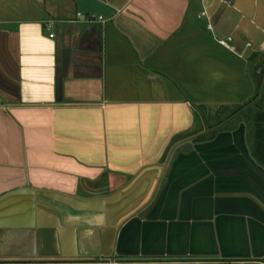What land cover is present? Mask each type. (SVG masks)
<instances>
[{"label":"crops","instance_id":"0c3cea01","mask_svg":"<svg viewBox=\"0 0 264 264\" xmlns=\"http://www.w3.org/2000/svg\"><path fill=\"white\" fill-rule=\"evenodd\" d=\"M263 78L264 0H0V264H264Z\"/></svg>","mask_w":264,"mask_h":264},{"label":"trees","instance_id":"16d2710c","mask_svg":"<svg viewBox=\"0 0 264 264\" xmlns=\"http://www.w3.org/2000/svg\"><path fill=\"white\" fill-rule=\"evenodd\" d=\"M263 79H264V78H263ZM263 79H262V80H263ZM258 95H259V94H258ZM258 95H257V97L255 98V100L258 98ZM255 100H254V101H255ZM251 103H253V102H250V103L246 104L245 106L240 107L238 110H236V112L243 110V108H245V107H247V106H250ZM254 108L260 110V112H259V113L257 114V116H256L257 119L255 120V127L264 126V94H263V96L261 97V99L257 102L256 105H254L253 107H250V108L247 110L246 116H248V114H249ZM227 119H228V118L226 117L225 119L219 121L218 124H222V123H223L224 121H226Z\"/></svg>","mask_w":264,"mask_h":264},{"label":"water","instance_id":"95a60500","mask_svg":"<svg viewBox=\"0 0 264 264\" xmlns=\"http://www.w3.org/2000/svg\"><path fill=\"white\" fill-rule=\"evenodd\" d=\"M263 93H264V82H263V85H262L260 98L262 97ZM243 112H244V110L240 111V112L237 113L235 116H233L232 118H230L229 121H230V120H233L234 118H236L237 116H239V115L242 114ZM229 121H227V122H229ZM227 122H225L224 124H226ZM224 124H222V125H224Z\"/></svg>","mask_w":264,"mask_h":264},{"label":"built area","instance_id":"2783aa9c","mask_svg":"<svg viewBox=\"0 0 264 264\" xmlns=\"http://www.w3.org/2000/svg\"><path fill=\"white\" fill-rule=\"evenodd\" d=\"M50 27H51V25L49 24V25H48V28H50ZM53 36H54V35H51V37H53ZM228 41H231V38H229ZM220 43H221L222 45L228 47V42H227L226 40H222V41H220Z\"/></svg>","mask_w":264,"mask_h":264},{"label":"flooded vegetation","instance_id":"af4514ba","mask_svg":"<svg viewBox=\"0 0 264 264\" xmlns=\"http://www.w3.org/2000/svg\"><path fill=\"white\" fill-rule=\"evenodd\" d=\"M260 94H261V92H260ZM264 94V93H263ZM263 96V95H262ZM245 113H247V112H245ZM232 118V117H231ZM225 122V121H224ZM194 131V130H193ZM189 133V132H188ZM188 133L186 134V135H188ZM190 133H192L193 134V132L191 131ZM190 135V134H189Z\"/></svg>","mask_w":264,"mask_h":264}]
</instances>
